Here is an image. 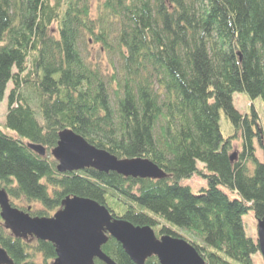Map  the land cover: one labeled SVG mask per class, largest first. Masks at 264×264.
<instances>
[{
	"label": "trees",
	"instance_id": "trees-1",
	"mask_svg": "<svg viewBox=\"0 0 264 264\" xmlns=\"http://www.w3.org/2000/svg\"><path fill=\"white\" fill-rule=\"evenodd\" d=\"M235 92L264 100V0H0V102L15 133L0 126V188L31 216L89 197L157 236L187 239L206 264H254L258 239L243 215L264 216V127L255 108L234 105ZM66 128L119 158H147L166 177L61 172L51 150ZM195 173L208 182L198 192L182 183ZM0 246L15 264L56 257L52 242L7 229L1 207ZM102 249L136 264L112 236Z\"/></svg>",
	"mask_w": 264,
	"mask_h": 264
},
{
	"label": "water",
	"instance_id": "water-1",
	"mask_svg": "<svg viewBox=\"0 0 264 264\" xmlns=\"http://www.w3.org/2000/svg\"><path fill=\"white\" fill-rule=\"evenodd\" d=\"M261 145L264 151V139ZM29 147L41 155L46 154L41 144L29 143ZM51 154L58 161L61 172L94 168L139 178L166 177V173L151 160L119 158L69 128L60 131ZM233 158L234 154L231 155ZM0 207L5 227L16 237L35 236L55 245L56 257L52 264H96L95 258L106 264H116L102 249L109 236L121 243L136 264H144L152 256H156L160 264H206L187 239L169 234L157 236L152 226L135 225L115 217L107 206L89 197L67 196L52 216L39 217L13 206L7 192L0 188ZM257 229L259 251L264 258V216L258 220ZM0 264H15L1 246Z\"/></svg>",
	"mask_w": 264,
	"mask_h": 264
},
{
	"label": "rangeland",
	"instance_id": "rangeland-1",
	"mask_svg": "<svg viewBox=\"0 0 264 264\" xmlns=\"http://www.w3.org/2000/svg\"><path fill=\"white\" fill-rule=\"evenodd\" d=\"M95 3L93 4L95 5ZM97 48L98 46H95L93 48V51L95 52L94 53L95 56H97L96 55ZM101 60L103 62H106L107 57L105 54L101 56ZM233 103L242 113L251 114L252 108H255L260 116V123L264 127V100L261 96L252 99L247 93L235 92L233 94ZM7 110H8V101H7V97H5L4 100L0 102V126L6 132L10 134H15L11 129L5 128L3 126ZM220 125H221V131L223 132L225 136L230 134L233 131L231 123L223 110H221V113H220ZM240 143L241 141L239 139H236L234 141L232 155H233V152H236L241 148ZM256 145L258 146V142H256ZM257 150H258L260 160L264 161V152L261 150L260 147H257ZM198 166L202 168L203 163L198 162ZM182 183L189 185L194 192H198L200 188L208 186L207 179L199 173H195L191 177L183 179ZM221 188L226 193H228L229 197L231 198L239 197L236 192H233L224 186H221ZM243 220H244L245 231H246L247 236L252 237L254 240H257L258 239V229H257L258 220L255 218L254 213L252 211L245 213L243 215ZM253 262L254 264H264V258L260 251L253 255Z\"/></svg>",
	"mask_w": 264,
	"mask_h": 264
},
{
	"label": "bare ground",
	"instance_id": "bare-ground-1",
	"mask_svg": "<svg viewBox=\"0 0 264 264\" xmlns=\"http://www.w3.org/2000/svg\"><path fill=\"white\" fill-rule=\"evenodd\" d=\"M258 241V240H257Z\"/></svg>",
	"mask_w": 264,
	"mask_h": 264
}]
</instances>
